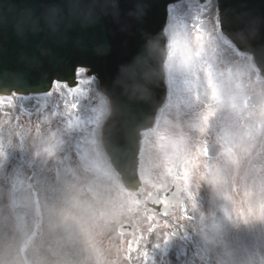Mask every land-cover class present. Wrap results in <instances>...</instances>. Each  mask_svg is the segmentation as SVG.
Returning <instances> with one entry per match:
<instances>
[{"label":"snow or ice","instance_id":"snow-or-ice-1","mask_svg":"<svg viewBox=\"0 0 264 264\" xmlns=\"http://www.w3.org/2000/svg\"><path fill=\"white\" fill-rule=\"evenodd\" d=\"M169 61H171V57H169ZM262 63H264V61H262ZM192 71H198V69H194ZM190 75L191 72L186 71L184 69L181 59L179 60L178 63L175 64L170 62L167 68V77L165 83L167 85L172 86L174 91H179L180 90L178 87L179 78L183 77L184 83L190 84L191 81L188 79ZM95 76H96L95 70L92 69L91 65L87 64L86 62H78L71 66L70 75L67 76L59 75L51 78L47 83L46 87L42 91L45 96L51 95L53 93H55L56 95H60L65 91L69 93H77L80 95H85V93L81 90L80 85L84 83L91 88L96 83ZM107 88L109 92L112 93L111 89L109 87ZM15 89H19L20 94L24 93V89L20 85H16L15 87L10 85H0V92L5 93V96H0V103H2L5 99H7L9 103H12L17 98L18 95L17 90ZM113 100H115L114 96H113ZM161 102H164V100L161 99ZM10 124H11L10 121L5 124V128L7 129V134L3 135V137L0 138V144L6 142L8 145H10V147H8L7 150L5 151L6 162L0 165V170H2L3 172L11 171L9 166V153L13 151L16 152L15 150H13L11 145H13L16 141L19 140L16 131L10 127ZM122 135L123 134L120 132L117 133L118 138L122 137ZM251 206L252 203L251 201H249L248 214L240 212L236 214V218L244 223H247L250 219H254V218L264 220V207L260 208L261 215L259 217H255L254 214H251ZM174 219L176 221H181V220L186 221L191 219L189 209L186 206L183 207L180 210L179 215H174ZM169 227L170 225L167 226V228ZM156 247H160V244H157ZM137 251H139V249H137ZM204 254L206 257H208V264H228L227 257L230 255L225 251H223L222 254L209 255L206 248L204 250ZM147 255H148L147 252L143 253V256H147Z\"/></svg>","mask_w":264,"mask_h":264},{"label":"rangeland","instance_id":"rangeland-1","mask_svg":"<svg viewBox=\"0 0 264 264\" xmlns=\"http://www.w3.org/2000/svg\"><path fill=\"white\" fill-rule=\"evenodd\" d=\"M201 20V17H191L190 22H196ZM170 24L173 27V30L176 31V33H174V35L177 37L174 40L173 46H176V50H177V54L181 53L184 55H190L191 54V48L189 47V43H186V39L188 41H191L190 36L187 34V32H185V30L183 29V23H175L174 19H172L170 21ZM181 41V42H179ZM219 42L217 40V46H219ZM227 55H230L229 53H227ZM199 74H200V70L198 69V71H194L193 72V76L196 80L199 79ZM81 97H83V95L77 94V93H73L70 95H65L64 99L65 100H71V101H78V99H80ZM24 107L27 110H33L34 108H36L39 105H45L47 104V98H32V99H21L20 101ZM102 103V107L106 108L105 104L103 102ZM189 164L187 162H183L181 164V170L182 171H187V169H191V166L189 167ZM235 214L240 213L242 211H238V210H234L233 211ZM243 213L248 214V211H244ZM251 214H254L255 217H259L261 215V213H259L257 210L252 211L251 210ZM206 219V217L204 218ZM242 224H246L253 232H255L256 234V238L254 236H247V239L252 240V239H256L258 238V230L262 229V220L260 219H250L247 223L242 222L241 220L234 224L232 229H235L237 227H239ZM226 223H219L217 229H218V233L223 232L224 227H225ZM206 234L209 236L210 233L208 231H206ZM232 240L228 241V242H223V240L225 239L224 236H212L209 237L207 240V246L209 247V249L214 252L216 255L219 253L220 247L222 244H226L229 242H232L235 239V236L233 235V237H230ZM254 264H264V246L261 247L258 252H257V256L254 259Z\"/></svg>","mask_w":264,"mask_h":264},{"label":"water","instance_id":"water-1","mask_svg":"<svg viewBox=\"0 0 264 264\" xmlns=\"http://www.w3.org/2000/svg\"><path fill=\"white\" fill-rule=\"evenodd\" d=\"M154 106V105H153Z\"/></svg>","mask_w":264,"mask_h":264}]
</instances>
